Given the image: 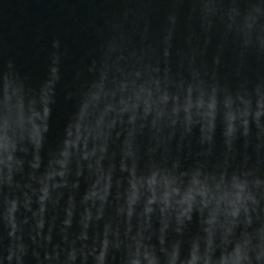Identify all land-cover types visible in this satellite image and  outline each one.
Listing matches in <instances>:
<instances>
[{"label":"water","instance_id":"95a60500","mask_svg":"<svg viewBox=\"0 0 264 264\" xmlns=\"http://www.w3.org/2000/svg\"><path fill=\"white\" fill-rule=\"evenodd\" d=\"M0 264H264V0H0Z\"/></svg>","mask_w":264,"mask_h":264}]
</instances>
